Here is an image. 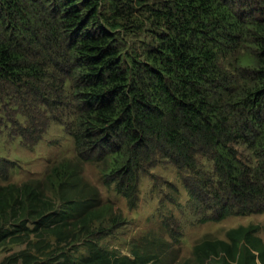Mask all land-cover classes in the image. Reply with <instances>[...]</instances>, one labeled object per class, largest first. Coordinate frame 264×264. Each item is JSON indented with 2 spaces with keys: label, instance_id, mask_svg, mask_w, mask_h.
I'll use <instances>...</instances> for the list:
<instances>
[{
  "label": "trees",
  "instance_id": "1",
  "mask_svg": "<svg viewBox=\"0 0 264 264\" xmlns=\"http://www.w3.org/2000/svg\"><path fill=\"white\" fill-rule=\"evenodd\" d=\"M25 93L69 118L76 158L0 185V250L24 246L0 264L153 261L96 240L122 216L84 181L87 161L131 206L143 175L173 164L209 220L264 212V0H0V113L31 105ZM10 120L22 138L37 129ZM260 230L205 239L179 264H264Z\"/></svg>",
  "mask_w": 264,
  "mask_h": 264
},
{
  "label": "rangeland",
  "instance_id": "2",
  "mask_svg": "<svg viewBox=\"0 0 264 264\" xmlns=\"http://www.w3.org/2000/svg\"><path fill=\"white\" fill-rule=\"evenodd\" d=\"M30 95L25 93V102L32 100L26 108L23 105L21 108L16 100L10 104L15 106V111L6 108L5 114L3 111L0 113L8 118L7 112L10 111L13 121L20 120L27 129L29 125L37 127L29 137L22 138L18 134L19 128L12 127L9 118H2L0 158L8 164L0 172V185L43 180L52 165L65 158H76L74 140L68 130L69 118L57 114L61 120L53 118L55 115L50 107L35 103ZM13 128L17 133H11ZM237 147L242 160L249 163L251 155L246 147ZM202 162L199 165L201 169L211 174L212 163ZM100 164L87 161L82 165L81 172L84 181L99 191L102 203L110 204L117 216H122L121 223L112 229L110 235L96 237L103 248L115 255L132 257L134 250L138 249L153 257L150 264L155 261L165 264L193 261V249L198 242L205 239L226 240L229 230L249 225L260 226L259 237L264 241V212L230 214L221 220H209L213 212H206L201 203L199 208V204L191 200L188 175L181 174L173 164H159L151 169L150 174L144 173L146 175L141 178L139 199L133 203L134 206L116 192V183L106 179ZM210 180H213V175ZM23 248L14 246L1 249L0 263ZM80 252L86 253L84 249Z\"/></svg>",
  "mask_w": 264,
  "mask_h": 264
}]
</instances>
